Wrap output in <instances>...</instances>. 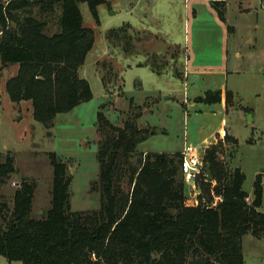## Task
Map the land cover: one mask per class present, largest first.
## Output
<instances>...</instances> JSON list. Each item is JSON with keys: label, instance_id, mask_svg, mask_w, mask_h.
I'll list each match as a JSON object with an SVG mask.
<instances>
[{"label": "trees", "instance_id": "1", "mask_svg": "<svg viewBox=\"0 0 264 264\" xmlns=\"http://www.w3.org/2000/svg\"><path fill=\"white\" fill-rule=\"evenodd\" d=\"M209 1L225 21V0ZM106 2L0 0V60L3 67L18 66L6 92L13 103L30 102L35 121L48 130L59 114L94 98L80 70L95 45V33L84 26L80 6L87 4L100 25L98 8ZM58 10L57 30L50 33L47 16ZM128 29H113L109 36L130 44ZM233 99L227 92V108ZM195 101L220 104L222 91H207ZM135 109L139 113L123 126L98 113L99 180L92 186L101 197L97 210L72 211L71 176L55 152L48 154L54 174L50 209L40 219L32 217L36 186L27 180L10 207L1 188L15 169L13 158H6L0 165V258L10 264H188L197 257L206 264H245L243 238H264L262 175L250 200L243 190L244 173L221 161L223 144L212 146L203 161L213 180L201 176L198 204L187 203L184 156L139 152L138 146L156 132L138 126L142 108ZM226 142L237 144L229 134Z\"/></svg>", "mask_w": 264, "mask_h": 264}, {"label": "rangeland", "instance_id": "2", "mask_svg": "<svg viewBox=\"0 0 264 264\" xmlns=\"http://www.w3.org/2000/svg\"><path fill=\"white\" fill-rule=\"evenodd\" d=\"M106 1L98 8L100 25L87 4L80 6L84 26L95 33V45L80 70L94 98L69 113L59 114L50 130L35 121L30 102H11L6 83L17 74L18 66L3 67L0 60V165L12 157L15 169L1 188L4 201L13 207L20 183L32 182L36 186L32 217L42 218L51 206L54 174L48 154L55 152L67 164L71 176L72 211L99 209L100 194L92 191L99 180L98 113L103 112L113 124L123 126L129 117L139 113L136 106L142 108L138 126L154 128L156 132L138 146L141 153H174L189 146L196 148L202 158L203 149L216 132L230 131L237 144L226 142L221 161L230 169H241L246 177L243 190L253 196L258 175H262L264 187V0H230L224 8L225 21L206 3L197 5L196 16L182 2ZM59 14L58 10L47 16L50 33L57 30ZM128 23L136 29H128V35L141 31L147 41L158 38L160 43L153 40L158 47L149 49L158 54L151 57L152 62H148L150 56L146 54L126 57L122 52L127 51L126 41L109 36L111 30ZM225 27H236L237 33H228ZM173 51V64L169 58L165 62L164 57L168 52L174 56ZM157 65L159 70L155 69ZM225 67L233 74H216ZM197 68L218 70L213 71L216 75L206 71L189 78L174 73L177 69L182 74ZM226 89L235 96L228 112L221 104L194 102L207 91ZM148 96L151 101L143 103L142 97ZM212 146L217 145L209 143L205 151ZM204 176L207 180L205 169ZM186 183L187 203L193 204L194 190ZM259 210L264 213V194ZM251 237L244 238L246 263L264 264V241L257 247H248ZM0 264L9 263L1 257Z\"/></svg>", "mask_w": 264, "mask_h": 264}, {"label": "crops", "instance_id": "3", "mask_svg": "<svg viewBox=\"0 0 264 264\" xmlns=\"http://www.w3.org/2000/svg\"><path fill=\"white\" fill-rule=\"evenodd\" d=\"M134 1H167V2H170V3H176V2H182V3H184V5H185V7H186V9H187V11L189 12V13H194L196 16H198V10L196 9V7H197V5H199L200 3H206L207 5L208 4H210V6H211V3H210V1L209 0H134ZM230 0H225V2H226V5H227V3L229 2ZM264 6V5H263ZM262 6V7H263ZM264 8V7H263ZM124 26H128V28L130 29V31H134V30H136L131 24H126V25H124ZM132 29H134V30H132ZM225 29H226V31L228 32V33H230V31H233L235 34L237 33V28L236 27H234V28H231V27H228V28H226L225 27ZM228 29V30H227ZM225 30H224V33L226 32ZM137 32V34H135L134 33V36H133V34H129L128 36H130V37H133V38H131V42H130V44L128 43L127 45H126V47H127V51L126 50H122V52H123V54L127 57V56H129L130 54H146V56H150V59H149V61L148 62H152L153 60H152V58H153V56L154 55H156V52H154V51H151V52H149V49H156V47H158L157 45H155V42L154 41H158V38H156V39H150V37H149V41H147L145 38H143V34H142V32L141 31H136ZM145 32H151V31H145ZM136 35H137V37H136ZM140 35H142V36H140ZM151 35V34H150ZM154 40V41H153ZM158 43H160L159 41H158ZM136 47H137V49H136ZM132 49V50H131ZM237 49V52H236V56H241V53H240V48L239 47H237L236 48ZM141 51V52H138V51ZM142 52H144V53H142ZM170 52V51H169ZM168 52V53H169ZM174 52V51H173ZM168 53H167V56L168 57H164V61L166 62L167 61V58H169V61L173 64V62L175 61V58H176V54H175V52H174V56H173V54H171V55H168ZM158 55V54H157ZM156 55V56H157ZM152 57V58H151ZM227 58V57H226ZM229 62V59L227 58V63ZM164 65H165V63H164ZM131 67V64L130 63H127V68H130ZM157 68H155V69H158L159 70V66L157 65L156 66ZM153 69H154V67H152ZM173 68V67H172ZM172 68H171V70H172ZM168 69V68H167ZM124 70V69H123ZM215 70H218V69H214V68H209V69H200V68H197V69H193V70H189L188 71V69H187V71H186V73H182L181 74V72L180 71H178V69L174 72L175 73V75L176 76H178V77H181V75H182V77H184V78H189V76L190 75H192V76H195V77H197V76H199V75H201L200 73H203V72H206V71H209V72H212L211 74L212 75H216V74H221L223 77L225 76V75H229L230 73L231 74H233V72L234 71H228V69L225 67V69H221V70H219V71H215ZM213 71H215L216 72V74L215 73H213ZM17 72V71H16ZM235 72H237V71H235ZM212 91V90H211ZM220 91H222V102L220 103L221 104V106H222V108L223 109H225V111L226 112H228L229 111V108H227V106H226V93L227 92H232V94H233V96H234V93H233V91H230V90H220ZM200 97H202V96H200ZM143 98V103L145 102H147V101H151V99L150 98H152V97H142ZM197 98H199V97H197ZM234 98H235V96H234ZM148 99V100H147ZM196 100V99H195ZM194 100V102L196 103V101ZM233 101H234V99H233ZM194 102H192V104H194ZM227 126V125H226ZM226 130V129H225ZM223 131V129L221 130V131H219V133H217L216 132V135L215 136H213L212 137V141H210V142H208V144L209 143H214V141H215V139H217L218 138V136H219V134L221 133ZM228 130H226V132H227ZM228 133H229V135L230 136H232L234 139H236V137L235 136H233L231 133H230V131H228ZM205 142H207V139H205ZM208 144H207V146H208ZM206 146V147H207ZM186 147V146H185ZM184 147V148H185ZM205 147V148H206ZM184 148L181 150V151H179V152H183V150H184ZM205 148L203 149V156H202V160H203V157H204V154H205ZM175 153V152H174ZM236 168H238V167H236ZM257 178V177H256ZM249 199L250 200H252L253 199V196L252 195H249ZM215 202H219L218 200L217 201H215ZM193 204H196V198L194 197V200H193ZM249 236V235H248ZM245 238V237H244ZM244 238H243V244H244ZM256 239V238H255ZM264 241V238H262V239H257V240H254V238L253 237H251L249 240H248V242H247V245H248V247H253V246H256L257 247V245H258V243H262ZM255 247V248H256ZM262 248L264 247V244H262V246H261ZM243 251H244V246H243ZM244 257H245V255H244ZM9 263V262H8ZM10 264V263H9ZM245 264H247L246 263V260H245Z\"/></svg>", "mask_w": 264, "mask_h": 264}, {"label": "built area", "instance_id": "4", "mask_svg": "<svg viewBox=\"0 0 264 264\" xmlns=\"http://www.w3.org/2000/svg\"><path fill=\"white\" fill-rule=\"evenodd\" d=\"M226 136L227 132L225 129H223V131L219 134L218 139H215L214 144H223V147L225 148L227 146ZM182 155L184 156L186 165V182L192 185L194 197L196 198V204H198V196L202 193L199 180L201 176H204V169L206 171V166L204 161L200 158L196 148L186 146L182 152ZM206 181H209V179ZM217 200L219 201L220 198H216L215 201ZM216 204L217 202H215V205Z\"/></svg>", "mask_w": 264, "mask_h": 264}, {"label": "water", "instance_id": "5", "mask_svg": "<svg viewBox=\"0 0 264 264\" xmlns=\"http://www.w3.org/2000/svg\"><path fill=\"white\" fill-rule=\"evenodd\" d=\"M206 172H207V176H208L209 181H212L213 176L211 173L210 165H206ZM188 264H206V262L203 260H199L197 257H194L192 260L189 261Z\"/></svg>", "mask_w": 264, "mask_h": 264}]
</instances>
